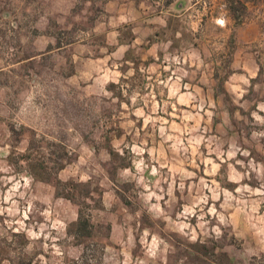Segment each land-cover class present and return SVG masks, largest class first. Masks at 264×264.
<instances>
[{
  "label": "rangeland",
  "instance_id": "obj_1",
  "mask_svg": "<svg viewBox=\"0 0 264 264\" xmlns=\"http://www.w3.org/2000/svg\"><path fill=\"white\" fill-rule=\"evenodd\" d=\"M217 11L264 33V0ZM103 15L0 0V264H264L260 84L218 103L203 66L152 85L108 53Z\"/></svg>",
  "mask_w": 264,
  "mask_h": 264
},
{
  "label": "crops",
  "instance_id": "obj_2",
  "mask_svg": "<svg viewBox=\"0 0 264 264\" xmlns=\"http://www.w3.org/2000/svg\"><path fill=\"white\" fill-rule=\"evenodd\" d=\"M94 1L101 3L104 12L95 27L103 43L112 45L108 53L117 57L119 65L129 62L135 71H145L152 85L164 82L167 88L174 77L182 86L185 68L203 66L209 82H199L200 89L214 92V102L218 103V92L235 100L234 92L260 84V104L264 103V33L256 21L237 24L231 16L220 17L217 9L225 7L227 0H209L207 7L201 5L202 0ZM209 23L218 27L217 34H203ZM241 97L248 100L249 96ZM258 104L254 101L251 111L259 109Z\"/></svg>",
  "mask_w": 264,
  "mask_h": 264
},
{
  "label": "trees",
  "instance_id": "obj_3",
  "mask_svg": "<svg viewBox=\"0 0 264 264\" xmlns=\"http://www.w3.org/2000/svg\"><path fill=\"white\" fill-rule=\"evenodd\" d=\"M234 13H238V11L234 10ZM234 17L238 18L237 15H235ZM57 183H58V185L62 184L64 191L67 192V193L66 192L63 193V195L67 198H70L68 191H70V187H72L74 182L72 180H65V181L57 180ZM76 225H77L78 233L81 234V229L83 227H86V220L81 216L80 210L78 211V218L76 221ZM76 235H78V234H76ZM29 262H30V260L28 258H25V256H23V257H19V260L14 261L13 264H29Z\"/></svg>",
  "mask_w": 264,
  "mask_h": 264
}]
</instances>
